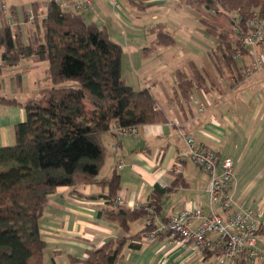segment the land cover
Returning <instances> with one entry per match:
<instances>
[{"label":"crops","instance_id":"crops-1","mask_svg":"<svg viewBox=\"0 0 264 264\" xmlns=\"http://www.w3.org/2000/svg\"><path fill=\"white\" fill-rule=\"evenodd\" d=\"M78 1L81 0H69V3ZM165 1L148 2L150 5H162ZM127 3L131 4L130 0H97L95 7L93 5L91 10L82 14H88V23L106 28L108 33L111 23L100 17L97 9L113 13L121 28L142 30L127 17ZM3 5L6 10L7 6ZM16 13L22 20V10ZM10 22L12 24V18ZM167 22V19L154 16L145 28L156 35L159 30L170 33L166 29ZM25 27L22 26L23 31ZM122 30L125 37L120 34L117 37L122 40L119 44L123 47V78L136 90L149 89L167 121L139 127L136 137L118 136L116 125L105 132L101 143L107 157L98 179H109L118 174L120 188L117 195L124 197L121 206L130 209L156 198L160 215L164 204L171 203L167 216L162 220L187 208H202L205 214H209L206 174L188 158L177 166L178 158L187 154L185 136H192L216 151L221 159L232 157L235 160V208L247 206L264 216V70L244 79L239 74V63L236 67L227 65L222 61L219 49L194 58L191 55L183 57L174 48L176 40L163 44L157 36L143 38L125 28ZM126 52L129 57L127 68L124 62ZM47 68L46 61L31 57L2 71L12 78V82L0 96L15 98L19 104L0 103V147L15 143L14 128L27 119L23 104L52 86ZM194 68L206 82L202 88H192L185 99L179 85L182 78L193 79ZM120 162L125 164L122 169L117 168ZM108 192L107 187L93 184L75 190L60 187L50 197L40 220L41 236L46 242V264L52 261L81 264L73 260H85L88 251L125 234L118 224L99 215L109 202ZM216 209L222 213L220 206ZM259 247L264 250V233L260 235ZM119 264L221 263L210 251L202 253L193 243H178L162 234L154 241H143L137 250L127 248ZM225 264L262 262L239 259Z\"/></svg>","mask_w":264,"mask_h":264},{"label":"trees","instance_id":"trees-1","mask_svg":"<svg viewBox=\"0 0 264 264\" xmlns=\"http://www.w3.org/2000/svg\"><path fill=\"white\" fill-rule=\"evenodd\" d=\"M180 2L212 17L217 15L211 11L218 16L222 11L238 12L232 30L220 35L222 42L217 48L222 61L236 67L233 55L241 49L242 40L235 27L246 31L255 13L263 18L264 0ZM130 3L134 4L132 0ZM0 5V87L3 70L31 57L48 63L47 74L52 82L39 97L23 104L27 119L15 126V143L0 147V264H46L40 220L50 197L60 187L75 190L93 184L109 191V202L99 215L118 224L125 234L88 251L85 260L73 261L119 264L126 249L141 248L144 235L156 225H146L147 212L143 208L130 209L115 203L120 188L118 174L98 179L107 157L101 137L114 125L142 127L164 123L167 117L157 108V99L149 89L136 90L126 83L122 75L123 47L111 39L106 28L88 23L81 12L62 9L58 0L33 2L29 10L22 11V20L14 7L6 11L3 3ZM30 15L34 17L32 24ZM22 23L27 27L25 32ZM156 36L160 43L174 42L172 34L163 30ZM69 81L76 85H65ZM205 82L194 68L193 79L182 78L180 82L181 95L187 99L192 88H202ZM0 103L19 104L15 98L1 96ZM141 219L144 228L129 234L131 225Z\"/></svg>","mask_w":264,"mask_h":264},{"label":"built area","instance_id":"built-area-1","mask_svg":"<svg viewBox=\"0 0 264 264\" xmlns=\"http://www.w3.org/2000/svg\"><path fill=\"white\" fill-rule=\"evenodd\" d=\"M58 4L64 10L81 13L93 8L92 0L75 3L58 0ZM33 19L30 15V22ZM235 33L242 40V47L233 55V60L240 64V75L249 79L264 70V17L255 13L246 31L236 26ZM116 133L121 137H136L139 127L117 126ZM185 142L187 154L178 158L177 166L188 158L206 174L211 211L205 214L202 208H187L164 222L156 215L157 199L150 198L136 207L147 212V226L156 225V229L144 235L143 241H154L160 235L168 234L178 243H193L202 253L212 252L221 264L239 259L259 260L264 264V250L259 247L260 235L264 233V216L247 206L235 208V160L232 157L221 159L216 151L192 136H185ZM124 167L123 162L117 165L118 169ZM123 199L117 195L115 203L122 205ZM217 206L222 213L217 211Z\"/></svg>","mask_w":264,"mask_h":264},{"label":"rangeland","instance_id":"rangeland-1","mask_svg":"<svg viewBox=\"0 0 264 264\" xmlns=\"http://www.w3.org/2000/svg\"><path fill=\"white\" fill-rule=\"evenodd\" d=\"M37 0H0V3H3L7 6L6 11L15 8V11L27 9V7L31 6L33 2ZM67 1L69 0H61ZM134 4L127 3L128 15L127 17L131 20L136 28L142 27L143 29L130 30L125 28L126 30L132 31L136 35H140L143 38H156V34L151 31V29H146V24L152 21L154 16H158L161 19H167L168 25L166 29L170 31L174 40L177 41L176 48L182 54L183 57H187L189 55L198 57V55H203L207 51L211 52L215 51L217 47L221 44L222 40L220 35L222 33H226L231 29V24L233 20H236V16H238L237 11H232L229 14L226 12L221 13L220 16L216 12L211 11V14L217 15L212 17L207 13H202L197 11L190 6L182 5L180 0H167L160 4H149V0H132ZM97 0H93L94 7L96 6ZM140 6L142 8H140ZM204 11V8H201ZM252 11H259V8H252ZM97 12L100 17L109 21L111 24L109 27V35L111 39L120 43L122 40L117 37L118 34L124 36L123 28L120 27V24L115 20L113 13L108 14L104 10L97 9ZM88 14H83V18L85 21L87 20ZM34 20V19H33ZM33 22V21H32ZM30 22V24H32ZM24 24V23H23ZM25 25V24H24ZM24 25H21V27ZM24 28V31H26ZM232 34H228L227 37L231 38ZM216 53V52H214ZM125 65L126 68L129 67V57L126 52L125 56ZM8 77V75L1 74V86L0 95L7 91L9 88V83L12 82V78ZM65 85L73 86L76 85V82L69 81L66 82ZM26 87H24L25 89ZM39 97V96H38ZM169 205V206H168ZM168 205L164 204V208L161 211V214L157 215L159 220H162L163 216H167L169 207L171 203ZM145 225L144 220H138L132 224V229L130 234H134L139 231Z\"/></svg>","mask_w":264,"mask_h":264}]
</instances>
